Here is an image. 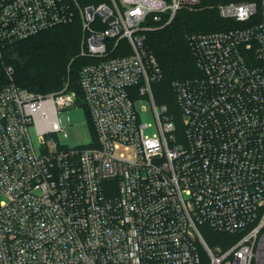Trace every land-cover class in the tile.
I'll list each match as a JSON object with an SVG mask.
<instances>
[{
    "label": "built area",
    "instance_id": "obj_1",
    "mask_svg": "<svg viewBox=\"0 0 264 264\" xmlns=\"http://www.w3.org/2000/svg\"><path fill=\"white\" fill-rule=\"evenodd\" d=\"M197 9L229 25L187 35L198 76L172 83L179 136L177 115L154 102L162 74L147 35ZM78 18L89 59L79 86L96 140L48 146L66 137L61 112L76 92L67 82L35 94L6 68L0 264H264V0H0V45ZM144 98L154 124L135 106ZM203 226L238 239L211 249Z\"/></svg>",
    "mask_w": 264,
    "mask_h": 264
},
{
    "label": "trees",
    "instance_id": "obj_2",
    "mask_svg": "<svg viewBox=\"0 0 264 264\" xmlns=\"http://www.w3.org/2000/svg\"><path fill=\"white\" fill-rule=\"evenodd\" d=\"M105 1L78 0L83 6ZM223 29V20L215 10L197 9L180 10L168 24L150 31L147 45L162 74L161 79L153 85L159 83L172 88L175 81L198 76L195 60L186 40L187 35ZM81 36L80 23L73 21L25 40L0 45V91L9 83L7 67L12 69L13 83L17 87L35 94L60 90L68 80L69 89L77 94L76 104L84 107L89 117L79 86L80 69L89 62V59L79 56ZM165 105L170 113L177 114L172 106ZM177 119L178 116L175 118L176 123ZM204 239L209 246V240Z\"/></svg>",
    "mask_w": 264,
    "mask_h": 264
},
{
    "label": "rangeland",
    "instance_id": "obj_3",
    "mask_svg": "<svg viewBox=\"0 0 264 264\" xmlns=\"http://www.w3.org/2000/svg\"><path fill=\"white\" fill-rule=\"evenodd\" d=\"M107 1V0H106ZM193 11V10H190ZM74 22H79V18L76 19ZM80 23V22H79ZM222 25V23H220ZM229 25L228 22L223 20V27L225 28ZM82 34V30H81ZM68 80L65 82V84ZM64 84V86H65ZM153 85V84H152ZM63 86V87H64ZM59 91V90H57ZM54 91V92H57ZM152 93L154 94L153 98L155 97V105H165L169 104L176 110V115L178 116L177 119V126H178V135H181L182 132V125H181V117L180 114L178 115V108L176 104V98L173 89L171 86L164 87L163 84H154L152 87ZM163 103V104H161ZM144 105L146 107V111L141 109V106ZM135 106L139 113H141L142 121L144 122H151L154 124L155 119L151 111L152 103L150 99H138L135 101ZM61 113L66 114L69 120V123L63 125V131L66 133V137H64L63 132L58 133L55 136H52L51 139L48 137L46 138L47 145L50 146L52 143L56 142L59 146L64 148H77V147H87L91 146L94 141L96 140L94 128L92 123L89 120L88 114L84 107L80 105H74L73 107L66 108ZM60 115V113H59ZM29 134L35 147V150L39 153V143L37 139V135L33 127H30ZM202 235L209 240V247L211 249L215 248H222L227 249L232 244L236 242L238 236L231 235V234H223V233H215L208 230L206 227L200 228Z\"/></svg>",
    "mask_w": 264,
    "mask_h": 264
}]
</instances>
